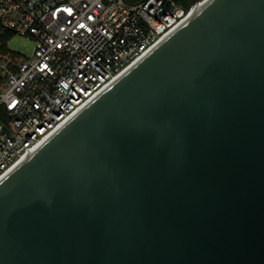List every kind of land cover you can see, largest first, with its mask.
Instances as JSON below:
<instances>
[{
  "label": "water",
  "instance_id": "obj_1",
  "mask_svg": "<svg viewBox=\"0 0 264 264\" xmlns=\"http://www.w3.org/2000/svg\"><path fill=\"white\" fill-rule=\"evenodd\" d=\"M0 264H264V0H209L9 172Z\"/></svg>",
  "mask_w": 264,
  "mask_h": 264
},
{
  "label": "built area",
  "instance_id": "obj_2",
  "mask_svg": "<svg viewBox=\"0 0 264 264\" xmlns=\"http://www.w3.org/2000/svg\"><path fill=\"white\" fill-rule=\"evenodd\" d=\"M208 1L0 0V180Z\"/></svg>",
  "mask_w": 264,
  "mask_h": 264
},
{
  "label": "rangeland",
  "instance_id": "obj_3",
  "mask_svg": "<svg viewBox=\"0 0 264 264\" xmlns=\"http://www.w3.org/2000/svg\"><path fill=\"white\" fill-rule=\"evenodd\" d=\"M35 45V42L28 37L13 35L11 39L7 43V48L9 51L15 54L17 58H28L31 54V51ZM1 53H4L3 49H1Z\"/></svg>",
  "mask_w": 264,
  "mask_h": 264
},
{
  "label": "trees",
  "instance_id": "obj_4",
  "mask_svg": "<svg viewBox=\"0 0 264 264\" xmlns=\"http://www.w3.org/2000/svg\"><path fill=\"white\" fill-rule=\"evenodd\" d=\"M176 1H177L178 3L184 5L185 7H188L189 5H191V4L194 2V0H176ZM12 36H13L12 33H10V32H6V33H4V35L0 38L1 43H2V47H1V48L3 49L4 53L7 52V50H6V48H5V43L8 42V41L11 39Z\"/></svg>",
  "mask_w": 264,
  "mask_h": 264
},
{
  "label": "bare ground",
  "instance_id": "obj_5",
  "mask_svg": "<svg viewBox=\"0 0 264 264\" xmlns=\"http://www.w3.org/2000/svg\"><path fill=\"white\" fill-rule=\"evenodd\" d=\"M195 12H196V11H195ZM193 14H194V13H192L189 17L193 16ZM188 19H189V18H188ZM160 43H161V41L159 42V44H160ZM159 44H158V45H159ZM155 47H156V46H155ZM155 47H154V48H155ZM152 50H153V48H152L151 50H149V51L144 55V57H145L148 53H150ZM134 65H135V64H134ZM130 68H131V67H130ZM130 68H129V69H130ZM126 71H127V70H126ZM126 71H125V72H126ZM125 72H123V74H124ZM123 74H121V75H123ZM121 75H120V76H121ZM17 165H18V164H17ZM17 165H16V166H17ZM16 166H14L10 171H8V172H7V173L1 178V180H2V179H3V178H4L9 172H11ZM1 180H0V181H1Z\"/></svg>",
  "mask_w": 264,
  "mask_h": 264
}]
</instances>
